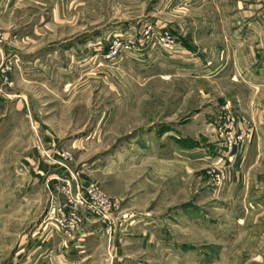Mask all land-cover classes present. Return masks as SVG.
Returning a JSON list of instances; mask_svg holds the SVG:
<instances>
[{
	"label": "rangeland",
	"instance_id": "rangeland-1",
	"mask_svg": "<svg viewBox=\"0 0 264 264\" xmlns=\"http://www.w3.org/2000/svg\"><path fill=\"white\" fill-rule=\"evenodd\" d=\"M67 193L127 264H264V0H0V264Z\"/></svg>",
	"mask_w": 264,
	"mask_h": 264
},
{
	"label": "crops",
	"instance_id": "crops-1",
	"mask_svg": "<svg viewBox=\"0 0 264 264\" xmlns=\"http://www.w3.org/2000/svg\"><path fill=\"white\" fill-rule=\"evenodd\" d=\"M40 170L42 169V165L39 164L38 167ZM79 215L80 218V227L72 234V236H65L61 234L59 231H57V234H55L56 237L61 238L58 243H54L51 245V248H48V252L46 256L41 257V259L44 260V258H47V255L51 254V258H48L51 264H109L110 258L114 260L115 258V264H127L128 263V252L129 248L124 250L123 248H113L111 251L107 253L105 246H101L100 242L97 244L96 237H101L100 230H89L88 233H86V230L82 229V221L90 222L87 218H82L84 216ZM82 216V217H81ZM179 219V220H178ZM185 219V218H184ZM178 222L180 220L183 221V217L177 218ZM145 226V225H143ZM174 227L176 225L174 224ZM122 231V230H121ZM108 232V231H106ZM126 236L128 232H124ZM123 232H121V235ZM132 236V234H130ZM143 238V242H150L153 236H151V232H147V230H142L140 234ZM121 239L120 241H122ZM60 242V243H59ZM50 247V246H49ZM45 250V248H44ZM114 252V253H113ZM51 259V260H50ZM48 264V263H46Z\"/></svg>",
	"mask_w": 264,
	"mask_h": 264
},
{
	"label": "built area",
	"instance_id": "built-area-1",
	"mask_svg": "<svg viewBox=\"0 0 264 264\" xmlns=\"http://www.w3.org/2000/svg\"><path fill=\"white\" fill-rule=\"evenodd\" d=\"M149 31H151L150 28H148V30H146L145 33L146 34L150 33ZM152 33H153V30H152ZM170 40L171 39L168 36H166L164 42H169ZM123 47H124V42H122L121 40H112L111 44L109 45L108 53L106 57L108 58L117 57L119 52H121V50L123 49ZM241 134L242 133L239 132L238 138H236L237 136L236 137L232 136L234 139V144L240 143L241 139L243 138ZM68 186H69V183H68ZM93 195H94L93 196L94 200H93V203H92L93 206H92V205H88L87 200L80 193H76V194L69 193L68 194L67 209L57 219V223H58L57 225L63 230V232L67 233V235H69L70 233L78 229L80 225V218L76 211L80 208H83V207L87 208L88 206H92L91 211L95 210L98 213L100 212L104 220H107V221L110 220V212L113 209L112 201L109 198H107L103 193H101L100 191H97V189L93 190Z\"/></svg>",
	"mask_w": 264,
	"mask_h": 264
}]
</instances>
